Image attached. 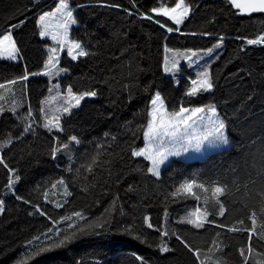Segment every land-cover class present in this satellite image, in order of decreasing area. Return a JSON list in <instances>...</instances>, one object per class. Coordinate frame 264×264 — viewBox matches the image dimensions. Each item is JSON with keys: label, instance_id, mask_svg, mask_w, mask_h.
Returning <instances> with one entry per match:
<instances>
[{"label": "trees", "instance_id": "trees-1", "mask_svg": "<svg viewBox=\"0 0 264 264\" xmlns=\"http://www.w3.org/2000/svg\"><path fill=\"white\" fill-rule=\"evenodd\" d=\"M56 1L41 0L42 9L49 10ZM69 2L78 21L71 28L70 37L80 41L90 55L72 61L62 51L57 67L66 71L48 77L43 75L46 71L43 60L49 43L39 38L35 26L39 11L32 9L29 0H0V33L5 32L9 22L16 23L13 14L18 9H29L23 16L17 14L18 19L26 20L23 30L14 33L20 49L17 60L0 61V83L17 80L15 86L0 89V107L4 109L0 112V132L16 131L18 124L30 122L28 109L36 116L41 114L52 85H59L63 92L71 86L76 93L87 90L98 93L84 100L70 117L61 116L63 131L59 134L38 128L36 136H29L7 153L9 158L16 154L11 164L22 178L16 184L15 194L39 205L46 215L41 216L34 207L17 201L6 190L5 170L0 167V199L5 200V211L0 212V264H16L18 259H26V264H139L134 259L137 255L149 264H191L184 252L169 259L155 254L154 248L163 238L147 228L145 216L161 230L187 235L194 246L202 248L211 246L215 233L221 232L220 239L228 247L215 259L220 264H236L241 244L245 247L255 244L264 231V215L260 214V201L264 197L258 195L262 183L258 173H264V45L246 46L241 51L243 45L235 37L264 35V15L239 18L229 10L227 0H185L194 9L190 19L180 27V32L166 33L153 21L128 17L120 9L102 6L116 3L127 8L130 0ZM137 2L143 12L159 3L171 4L173 0ZM204 31L211 35H191ZM221 36L223 46L209 55L206 62L213 78V91L187 97L190 79L195 78L199 65L189 66L181 61L179 69L168 75L163 65L170 52L164 49L182 52L190 48H214ZM26 71L37 75L20 82L18 77ZM12 88L19 90L11 93ZM157 92L165 100L169 113L181 105L216 108L226 125L230 147L210 153L203 160L172 159L159 177L148 173L149 162L131 156V151L144 145L150 101ZM13 104L16 113L11 112ZM54 135L70 145L56 157L50 154L55 146ZM72 135L77 136L78 144L67 139ZM61 179L63 185L59 184ZM188 181L196 182L194 191L200 196L199 201L184 193L171 195ZM201 183L207 192L198 187ZM53 184L58 186L52 188ZM216 186L226 188L225 195L219 197L225 204L224 217L218 215L212 197ZM65 188L71 196L65 193ZM44 192L48 193L47 200ZM205 196L209 197L208 204L204 203ZM57 203L62 207L57 208ZM196 207L207 208L210 220L228 226L240 219L250 226L248 217L256 211L257 230L253 239L249 241L247 233L218 229L215 224L193 229L186 220ZM105 208L110 209V223L99 234L78 236L64 247L39 255L33 253L46 241L42 239L33 246L26 244L48 227L59 226L63 231L66 225L59 221L60 216L82 211L91 221L100 217ZM49 218H54L57 224ZM72 219L74 223H84ZM129 226L134 231L125 232ZM141 233V239L147 238V243L137 239ZM51 235L54 238L56 234ZM257 252L264 253V248ZM249 259L252 264H261L262 257L249 254Z\"/></svg>", "mask_w": 264, "mask_h": 264}, {"label": "snow or ice", "instance_id": "snow-or-ice-1", "mask_svg": "<svg viewBox=\"0 0 264 264\" xmlns=\"http://www.w3.org/2000/svg\"><path fill=\"white\" fill-rule=\"evenodd\" d=\"M32 5V9L38 10L39 14L35 18V26L39 29L38 35L41 39L50 38L56 46L49 47L46 53V59L43 60V66L46 71L43 73L44 76L51 77L59 71H66L64 69H58L60 62V52L66 49L67 56L72 61H77L79 58H85L90 55V52L85 49L82 43L75 39H69V26L78 23L74 17V12L71 8L69 0H58L55 2V6L51 10H43L41 6V0H29ZM229 10H235L233 14L240 16H252L253 14H264V0H227ZM102 6H108L116 9H120L128 17L139 16L141 19L153 21L159 25L161 29H165L166 33L180 32L179 26L185 24L190 19V16L194 9L185 0H173L171 4L159 3L149 9L141 12L140 5L137 0H130V6L123 8L121 5L116 3H105ZM29 11L27 7L24 9H18L17 14L23 16L25 12ZM17 14H13V19L16 23L9 22L4 33H0V57H5L8 60H17L20 49L18 48V42L14 38V33L22 31L26 20L18 19ZM161 18H166L162 20ZM171 22L169 26L168 22ZM192 36L202 35L210 36L211 33L204 31L202 33L192 32ZM235 39L241 41L243 47L241 51H244L246 46L253 45H264V35H258L255 38H246L237 35ZM224 37H219L215 43L214 48L208 49H186L184 53L174 51L173 49L165 48V52H174L172 56H165L163 70L165 73H174L179 69L180 56L188 62L191 66L196 63L201 52L206 51L209 55H212L215 50L220 49L223 46ZM37 73L25 72L23 75L18 77L20 82H26L29 80V76H35ZM17 80H8L6 83H0V89L6 88L7 85L15 86ZM191 87L187 89L185 95L187 97H196L201 93H211L214 89V83L212 74L208 67H204L201 71L196 73L195 78L190 79ZM59 87V85H56ZM52 91V88L48 89ZM97 92L95 90H87L82 93H76L73 91L71 86L67 89L66 104L62 108L56 110L57 114L48 117L45 115L42 124H38L36 118L33 117L31 109L27 111L28 121L18 124L16 131L9 130L8 132H0V167L5 170L6 181L4 187L6 190L15 195L17 201H22L29 206L35 208L41 216H45L46 213L42 211L39 205H33L32 202L21 195L15 194L16 184L21 181L18 169L11 164L12 159H16V154H13L11 158L7 156V153L14 148L17 144H22L29 136H36L38 128H43L48 133L53 131L59 134L63 131L61 123V115L68 114L69 117L72 114L73 109H78L81 106V101L85 97H96ZM152 110L148 113L151 120L148 122L147 131L143 132V137L146 141V145L139 150H132L131 156L143 157L145 160L150 162V166L147 167V172L153 176L159 177L160 166L169 156H179L182 151H188L189 147H194L197 151H200L201 144L205 141L209 145L214 144H228L226 138L225 129L226 125L222 119L217 116V109L214 107L204 106L196 107H185L179 106L178 110H174L169 113L166 108L165 100L162 98L159 92L155 93L151 99ZM4 109L0 107V112ZM17 109L15 104L11 108V112L16 113ZM44 112V109H40ZM207 112V115H201ZM207 120L205 124L204 121ZM199 122V123H198ZM203 124L204 130L199 135L189 134V129L196 132L197 128ZM167 137V140H165ZM55 141V146L51 147L50 154L52 157H56L59 152L67 151L70 147L68 143L59 140L58 135L52 137ZM71 142L79 143L77 136L72 135L67 138ZM195 140V144L192 141ZM24 150H22L23 152ZM264 159V156H262ZM262 183L258 195L264 197V173H258ZM255 184V180H252ZM60 185L64 184L61 179ZM58 185L53 184L52 188H56ZM196 186L195 181H188L181 184L176 191L172 192L171 195L176 197L180 193H184L189 197L199 201L200 196L194 191ZM198 187L203 189L205 192L208 189L203 183L199 184ZM65 193L71 196V192H68L65 188ZM226 188L223 186H216L212 189V197L215 198V205L218 206V215L220 217L225 216L226 208L225 204L219 197L225 195ZM45 200L48 199V193L44 192ZM209 197H204V203L208 204ZM113 205L115 201L112 202ZM260 214L264 215V199H261ZM5 200L0 199V212L5 211ZM57 208L62 207L60 203L56 204ZM110 209L105 208L104 213L100 217H97L91 221L85 218L82 211H73L71 216H60L59 221L66 225V228L62 231L59 226L48 227L45 232H40L29 239L26 244L33 246L40 244L42 239L46 241V245L38 247L37 251L33 255H39L46 253L53 249L64 247L74 240L78 236L88 235L91 233L99 234L100 231L105 230L106 226L110 223L109 214ZM32 215V213H29ZM209 210L207 208L201 209L196 207L194 211L189 214L186 220L188 225H191L193 229L201 230L205 229L206 224H215L216 228H226L230 233H247L248 240L253 239V232L257 230V212L252 211L248 219L251 221L250 226L245 223L244 219L236 221L235 224L228 226L224 222H217L215 219H209ZM84 221V223H74L72 218ZM53 224H57L54 218H49ZM144 223L148 229H153L159 237L163 239L154 248L155 254L163 259L174 258L177 252H184L188 254V258L191 260V264H220L218 259H215L217 254L223 253L224 248L228 245L224 244V241L220 239L221 232L217 231L215 237L211 239L209 247L202 248L200 246H194V243L189 239L187 235H181L176 232H170L168 230H161L158 226L150 222V218L145 216L143 218ZM264 228V225H262ZM129 226L125 228V232H131ZM55 233V237H52V233ZM143 234H138L137 239L141 243H147V238L141 239ZM174 241V242H173ZM208 241H205L207 244ZM264 248V231L261 232L260 236L256 238L255 244H249L247 247L241 246L238 249L239 260L236 264H252L249 259V254L253 257L260 255L262 257L261 264H264V253H258L257 249ZM203 257V258H201ZM139 264H149V262L142 256H135L134 258ZM16 264H26V259H18Z\"/></svg>", "mask_w": 264, "mask_h": 264}, {"label": "rangeland", "instance_id": "rangeland-1", "mask_svg": "<svg viewBox=\"0 0 264 264\" xmlns=\"http://www.w3.org/2000/svg\"><path fill=\"white\" fill-rule=\"evenodd\" d=\"M56 2H58V0ZM54 6H55V4L52 7H54ZM51 8L49 10H51ZM164 19H166V18H164ZM169 23L171 24L170 21H169ZM74 26L75 25H70L69 26V39H71V37H70L71 28L74 27ZM181 26H179V27H181ZM38 31H39V29H38ZM41 40L47 41L49 43V45L46 47V49H48L49 47H52V46H56L54 44V42L51 41L50 38H47L46 37V38H43ZM63 52L67 55L66 49ZM61 53L62 52H60V54ZM180 53L182 54V53H184V51H182ZM173 54H174V52H170L167 55L168 56H172ZM208 56H209V54L206 51H204V52H201L199 54V57L198 58H194V59H196V63L195 64H198L199 65V68L195 71V76H196V73L199 72V71H201L204 67H208V64L206 63L208 61ZM68 58L71 59L70 57H68ZM202 60H203V62H201ZM0 61H12V60H8L5 57H0ZM15 61H12V62H15ZM180 61H182L183 63L188 64V62L183 59V56L182 55L180 56ZM195 64H192L191 66H195ZM167 74L169 75L171 73H167ZM51 88H52V91H49L48 92V94H49L48 95V98L44 102L45 103L44 104V107H43L44 112H41V114H38V116H36V114L34 112H32V115H33L34 118H36V121H37L38 124H42L45 115H47L48 117H51L52 115L57 114L56 110L59 109V108H62L66 104L67 92H63L59 87H56V85H52ZM18 90H19V88H12L11 89V93H15ZM4 94H5V92H4ZM154 95H153V97H154ZM1 98H2V96H1ZM91 98H93V97H85L84 100L91 99ZM84 100H82L81 103ZM74 110H76V109H73V111ZM151 110H152V105L150 103V110H149V112ZM62 115H67V114H62ZM201 115H205L206 116L207 115V112L204 113V114H201ZM150 120H151V117L149 116V121ZM204 123L206 124L207 123V120H205ZM147 128H148V124H147V126L145 128V131H147ZM203 130H204V127H203V124H201L199 126V128H197V130H196L195 133H193V130L192 129H189V134L190 135L191 134L199 135V133L202 132ZM143 140H144V145H143V147H144L146 145V141H145L144 137H143ZM165 140H167V137H165ZM192 143L195 144V140H193ZM229 147H230L229 141H228V144H226V145H224V144H218V143L217 144H214V145H209V143L207 141H205V142H203L201 144L200 151H197L194 147H189L188 151H186V152L182 151L179 156H169L164 161V163L160 166V170L159 171H161L168 164V162L170 160H172V159H175L176 158V159H182L184 161H190V160H196V159H203L209 153L218 152L220 150L227 149ZM137 158H139V157H137ZM149 165H150V162H149Z\"/></svg>", "mask_w": 264, "mask_h": 264}, {"label": "water", "instance_id": "water-1", "mask_svg": "<svg viewBox=\"0 0 264 264\" xmlns=\"http://www.w3.org/2000/svg\"><path fill=\"white\" fill-rule=\"evenodd\" d=\"M234 12H235V10H233ZM254 15H259V14H253L252 16H254ZM264 15V14H263ZM236 16L237 17H239V18H243V17H251V16H240V15H238V14H236Z\"/></svg>", "mask_w": 264, "mask_h": 264}]
</instances>
